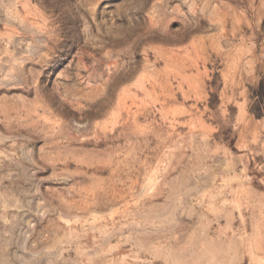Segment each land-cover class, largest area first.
<instances>
[{"label":"rangeland","instance_id":"1","mask_svg":"<svg viewBox=\"0 0 264 264\" xmlns=\"http://www.w3.org/2000/svg\"><path fill=\"white\" fill-rule=\"evenodd\" d=\"M0 264H264V0H0Z\"/></svg>","mask_w":264,"mask_h":264}]
</instances>
